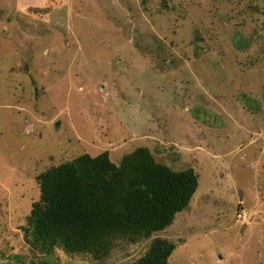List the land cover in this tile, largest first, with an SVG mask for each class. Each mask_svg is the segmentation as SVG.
<instances>
[{"label":"rangeland","instance_id":"rangeland-1","mask_svg":"<svg viewBox=\"0 0 264 264\" xmlns=\"http://www.w3.org/2000/svg\"><path fill=\"white\" fill-rule=\"evenodd\" d=\"M141 148L199 187L149 241L101 260L25 229L38 178ZM264 264V0H0V264Z\"/></svg>","mask_w":264,"mask_h":264},{"label":"trees","instance_id":"trees-1","mask_svg":"<svg viewBox=\"0 0 264 264\" xmlns=\"http://www.w3.org/2000/svg\"><path fill=\"white\" fill-rule=\"evenodd\" d=\"M38 181L42 195L25 229L28 243L45 255L61 246L96 260L105 258L116 241H149L170 228L199 187L193 169L175 172L158 164L146 148L119 165L108 153L85 155L52 168ZM175 248L157 239L134 264H169Z\"/></svg>","mask_w":264,"mask_h":264}]
</instances>
